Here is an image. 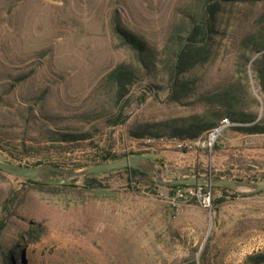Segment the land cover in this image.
Returning <instances> with one entry per match:
<instances>
[{
    "label": "rangeland",
    "instance_id": "obj_1",
    "mask_svg": "<svg viewBox=\"0 0 264 264\" xmlns=\"http://www.w3.org/2000/svg\"><path fill=\"white\" fill-rule=\"evenodd\" d=\"M202 3L0 0V92L4 95L0 128L14 132L15 122L23 121L25 102L33 106L36 116L44 113L70 118L108 109L113 105V94L107 87L100 89L101 78L117 64L134 63L132 53L112 32L113 13L117 12L121 22L149 46L166 54L175 33L185 34L188 16L196 15ZM220 8L217 33L210 43L213 58L195 71L200 91L237 85L239 104L261 116L264 103L249 66L246 72L238 73L236 62L239 44L241 52L244 38L261 30L264 0H221ZM18 74L29 76L28 81L5 94L2 86L10 75ZM153 79L148 76L145 82ZM158 80L163 84L162 75ZM165 96L162 92L157 99L146 97L140 103L133 87L120 102L128 116L126 123L110 129L109 143L115 154L147 151L140 157L153 167L143 170L153 186L131 192L126 173L120 171L95 174L98 189H87L80 177L50 190L0 170V222L5 225L0 243L3 249H12L13 264H243L248 255L264 253V190L231 189L225 202L216 205L210 199L205 208L196 199L195 203L179 200L174 191L157 182L158 178L172 181L211 175L240 178L241 182L264 177V134L234 131L241 124L224 116L235 126L215 144L218 150L179 152L164 143V137L152 144L144 139L151 147L143 149L146 145L131 140L126 133L131 124L205 111L194 99L173 104L166 102ZM107 127L98 132L102 140ZM73 158L78 162L87 154ZM4 160L0 154V161ZM63 178L46 171V179ZM43 180L34 177L35 182ZM221 195L215 192L211 198ZM16 251L19 253L14 257Z\"/></svg>",
    "mask_w": 264,
    "mask_h": 264
},
{
    "label": "trees",
    "instance_id": "obj_2",
    "mask_svg": "<svg viewBox=\"0 0 264 264\" xmlns=\"http://www.w3.org/2000/svg\"><path fill=\"white\" fill-rule=\"evenodd\" d=\"M246 1L253 2L255 0ZM220 6L221 0H203L198 13L194 16H188L185 34L175 33L173 46L170 52L166 54L165 52L159 53L156 48L149 46L142 37L129 30L121 22L117 12L113 13L112 32L122 47L132 53L134 59V63L117 64L101 78L99 87L100 89L107 87L105 88L108 89L106 91L112 92L113 105L108 109L74 114L70 118H63L44 113L36 116L32 111L33 106L29 102H25L21 112V115H24L23 121L15 122L12 126L14 132L0 128V154L5 157L3 162L24 168L51 167L78 171L101 162L113 161L127 156H143L147 152L146 150L132 151L119 156L112 151L113 146L109 143L112 136L110 129L124 125L128 119L125 108L120 106V102L127 97L133 87H136L137 101L140 103L146 97L157 99L159 94L163 92L166 93V102L180 104L185 100L194 99L205 107L204 112L187 117L153 123L131 124L126 133L131 140L146 145V148L143 149L151 147V142L159 141V138L163 137L167 140L171 138L195 140L214 127L224 116L234 123L241 124L234 127V131L246 135H263L264 114L260 116L242 106L241 102L239 104L237 85L228 89L223 88L221 91L201 92L198 79L195 77L196 69L213 58L214 54L210 43L217 33L218 17L222 12ZM259 21L261 30L256 35H248L244 38L241 44V52L239 44L236 65H240V70H237L238 73H241L242 70L246 72V68L249 66L258 88V94L264 103V15ZM162 68L163 70H161ZM160 75L163 76V84L158 82ZM148 76L154 78L152 82H145ZM28 79L29 76L27 75H10L9 80L5 82L7 84L2 86L4 93L11 94L16 87L26 83ZM3 102L4 95L3 92H0V112ZM101 119V123L97 124ZM65 121L68 122L65 123ZM106 125L109 129L102 140L98 136V132L100 133L101 128ZM144 139H150L151 144H144ZM219 148V145L213 146L214 150ZM181 152L188 153L184 150ZM82 153L87 154V158L74 162L73 157ZM120 171L126 173L127 188L131 192H138L140 187L144 185H154L146 173L135 168H123L103 174ZM59 176L65 177L64 174H59ZM210 177L218 179L226 176L211 175ZM23 179L50 190L65 185H52L45 183L44 180L38 183L34 181V177H24ZM237 180L241 181L240 178ZM263 180L264 177L244 181L258 183ZM84 187L90 190L100 187L95 174L84 177ZM187 187L196 188L195 185H176L168 187V189L175 193L177 189ZM199 191L202 195L209 194L212 204L216 205L225 202L226 193L232 192L228 187L206 186H201ZM215 192H220L222 195L213 199L211 195ZM178 199L184 200V198ZM186 201L195 203V198H186ZM3 208L6 210L5 204ZM4 227L5 225L1 221L0 234ZM12 252L10 248L3 249L0 243L2 264H13L10 255ZM16 253L14 257L19 252L16 251ZM243 264H264V253L248 255Z\"/></svg>",
    "mask_w": 264,
    "mask_h": 264
},
{
    "label": "water",
    "instance_id": "obj_3",
    "mask_svg": "<svg viewBox=\"0 0 264 264\" xmlns=\"http://www.w3.org/2000/svg\"><path fill=\"white\" fill-rule=\"evenodd\" d=\"M123 168H135L143 171L149 169L152 170L153 167L147 159L142 157H134V156H127L113 161L97 163L78 171L60 170L51 167L24 168V167L16 166L14 164L0 161V170L7 174L18 177L42 178L44 179L45 183L52 185H64L68 179H74L80 177L84 178L85 176L117 171ZM46 171H52L59 174H64L65 177L59 181H52L46 179ZM157 182L167 187L176 186V185H195V186H206V187H228L230 189H236V190L252 189L255 192L264 190V182L259 184H254L250 182H241V181L224 179V178L211 179V178L196 177V178L175 179L172 181H164L158 178Z\"/></svg>",
    "mask_w": 264,
    "mask_h": 264
},
{
    "label": "built area",
    "instance_id": "obj_4",
    "mask_svg": "<svg viewBox=\"0 0 264 264\" xmlns=\"http://www.w3.org/2000/svg\"><path fill=\"white\" fill-rule=\"evenodd\" d=\"M234 126L235 124L231 123L228 118H222L214 127L195 140H179L177 138H171L164 143L173 146L180 152L184 150L186 152L202 151L210 153L218 140L228 134L229 129ZM200 187L201 186H196V188L187 187L184 189H177L174 196L176 198L184 199L194 197L203 207L208 208L210 206V195H202L199 191Z\"/></svg>",
    "mask_w": 264,
    "mask_h": 264
}]
</instances>
